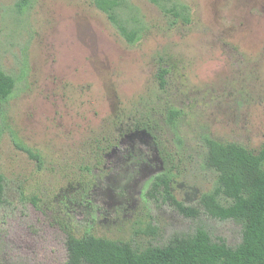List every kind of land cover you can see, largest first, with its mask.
I'll list each match as a JSON object with an SVG mask.
<instances>
[{
	"label": "rangeland",
	"instance_id": "374dc122",
	"mask_svg": "<svg viewBox=\"0 0 264 264\" xmlns=\"http://www.w3.org/2000/svg\"><path fill=\"white\" fill-rule=\"evenodd\" d=\"M20 1L0 0V68L16 79L0 120V264H68L69 234L144 249L204 228L239 245L241 223L186 218L149 191L169 169L177 199L198 206L217 182L207 138L264 146V0H119L134 43L96 0Z\"/></svg>",
	"mask_w": 264,
	"mask_h": 264
},
{
	"label": "trees",
	"instance_id": "16d2710c",
	"mask_svg": "<svg viewBox=\"0 0 264 264\" xmlns=\"http://www.w3.org/2000/svg\"><path fill=\"white\" fill-rule=\"evenodd\" d=\"M32 0H21L17 4L23 12ZM158 3V0H152ZM96 6L118 25L120 33L130 43L137 40V33L119 24L115 12L121 7L119 0H96ZM169 71L161 69L159 80L165 87ZM16 79L0 68V120L4 103L12 96ZM179 112L169 110L167 122L175 126ZM153 135L160 156L167 168L174 166L175 154L163 141L162 128L157 120L143 119L135 123ZM164 142V143H163ZM206 165L217 173L215 188L202 195L198 206H188L173 193V174L168 169L158 174L149 195L160 196L182 216L199 219L202 213L218 220H235L243 226L242 242L232 247L225 239L216 241L209 231L198 228L192 234L174 235L166 245H150L136 248L130 242L116 241L86 234L77 237L68 235V264H264V146L257 153L238 143H223L206 139ZM33 159L41 161L39 155L29 149ZM6 179L0 173V198L5 193ZM34 204L37 205L35 201ZM156 234V229L151 230Z\"/></svg>",
	"mask_w": 264,
	"mask_h": 264
}]
</instances>
